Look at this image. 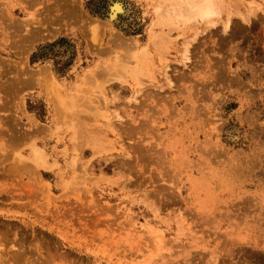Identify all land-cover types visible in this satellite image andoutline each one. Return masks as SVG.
I'll list each match as a JSON object with an SVG mask.
<instances>
[{"label": "rangeland", "instance_id": "obj_1", "mask_svg": "<svg viewBox=\"0 0 264 264\" xmlns=\"http://www.w3.org/2000/svg\"><path fill=\"white\" fill-rule=\"evenodd\" d=\"M88 1L0 0V264H264V0Z\"/></svg>", "mask_w": 264, "mask_h": 264}, {"label": "bare ground", "instance_id": "obj_2", "mask_svg": "<svg viewBox=\"0 0 264 264\" xmlns=\"http://www.w3.org/2000/svg\"><path fill=\"white\" fill-rule=\"evenodd\" d=\"M179 1H180V3L179 4L177 3L178 10L183 12L184 15L187 17L196 18L197 20H199L200 25H202L204 27V29H209L210 27H213L215 24H217V22H219V20H220V12H222L223 10H226L228 7V6H225V5H227L226 4L227 0H220V1L219 0L218 1L217 0H195V1L194 0H179ZM114 9L116 11L119 10V6L116 5L114 7ZM254 11H255L254 7L252 5H249L248 8H246V10L243 12V14L245 15L243 17H245L246 20H248L250 17H252L251 15L254 13ZM237 13H239V12H237V10L235 11V10L230 9L229 12L226 14L227 15L226 18L224 19V21H222L223 33L228 28L229 22L231 21L230 20L231 16L232 15H238ZM240 17H242V16H240ZM154 25H155V22L153 25H151V29L149 30L150 32H152V28L154 27ZM149 38H150V36H149ZM151 42L154 44V46L158 47L157 45L159 44L160 39L159 38L155 39L153 37L151 39ZM155 44H157V45H155ZM188 45L183 47V50H181L182 53L180 55H181V59L183 61L188 60V47L190 46V45L189 46ZM145 52L146 51L143 50L139 54L133 53L132 58L134 60H136V64L134 66H126L125 59H124V61L121 60L123 63L125 62L124 64L121 62L119 63L116 60L115 61L116 63L112 66L111 69H106V67H105V70H106V71H104L105 74L108 73L109 75L113 76V78H115V79L120 78V77L122 78L123 75L125 77L129 76L131 78V80L136 81L137 76L141 73V68L143 66L142 61H145L146 60L145 58L147 57V56H145ZM163 72H166L165 69H163ZM90 73H91L90 75H92L91 71H90ZM88 75H89V73H88ZM121 82H123V81H121Z\"/></svg>", "mask_w": 264, "mask_h": 264}, {"label": "trees", "instance_id": "obj_3", "mask_svg": "<svg viewBox=\"0 0 264 264\" xmlns=\"http://www.w3.org/2000/svg\"><path fill=\"white\" fill-rule=\"evenodd\" d=\"M106 0H89L87 4L92 14H100ZM74 57L72 45L63 38H58L49 44H44L35 48L30 55L29 62L32 64L46 59L53 60L54 72L61 76L71 64ZM65 58V59H64ZM63 59V60H62Z\"/></svg>", "mask_w": 264, "mask_h": 264}]
</instances>
